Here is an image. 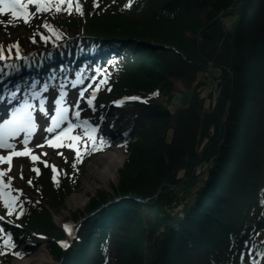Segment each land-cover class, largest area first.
Wrapping results in <instances>:
<instances>
[{
	"label": "trees",
	"instance_id": "1",
	"mask_svg": "<svg viewBox=\"0 0 264 264\" xmlns=\"http://www.w3.org/2000/svg\"><path fill=\"white\" fill-rule=\"evenodd\" d=\"M118 1L99 0L97 7L80 0L83 14L74 5L72 11L49 9L41 20L60 37H74L68 44L90 42L114 52L101 80L103 100H120L113 124L126 135L119 187L100 189L74 215L92 214L64 252L57 238L65 232L48 206L60 207L78 188L83 162L62 156L56 181L41 164L38 174L23 176L42 200L23 201L18 231L46 235L60 264H248L250 245L264 252V0H246L241 12L226 14L227 31L219 17L240 9L243 0H134L131 8ZM230 17L232 29L225 23ZM20 23L22 50L53 47L37 34L47 33L39 21ZM202 74L221 87L219 100L217 88L208 94L215 98L211 108ZM175 79L192 94L187 105L172 108ZM128 94L144 99L123 101ZM180 192L193 194L182 198Z\"/></svg>",
	"mask_w": 264,
	"mask_h": 264
},
{
	"label": "snow or ice",
	"instance_id": "2",
	"mask_svg": "<svg viewBox=\"0 0 264 264\" xmlns=\"http://www.w3.org/2000/svg\"><path fill=\"white\" fill-rule=\"evenodd\" d=\"M33 4L35 6L34 10H29L27 5ZM94 3L97 7H99V0H94ZM134 0L130 2L127 7L131 8L133 6ZM64 4L66 7H61V5ZM49 9L52 11H72L73 10V4L72 0H0V13L4 11H9L13 17H19L22 18L25 23H28L32 17V15L36 14L38 15L40 11L47 12ZM75 10L77 12H80L83 14V4L80 2V0H76L75 2ZM0 23H5V21H0ZM41 27L44 28L47 32V35L43 32H37V34L40 36L41 40H50L53 45L56 44V40L52 39V37L59 38L62 33H60L59 29L55 28L51 23L45 22L43 20L40 21ZM29 40H32V36L28 37ZM12 48L15 50V55L17 58L21 56V53L18 50V45L15 40H11L4 46L5 49ZM9 56L12 55V53H8ZM5 51L4 49H0V70H2L5 74H7L12 69L18 67V65L15 62L11 63V67H9V64L5 62L4 60ZM111 63V61H110ZM99 70V69H98ZM77 79L73 81V86L77 83H82L80 77L81 72L77 71L76 73ZM95 79V77H93ZM67 82V81H65ZM45 90L49 88V84L46 82ZM97 87H100L98 84ZM96 89L93 88L90 95L86 97L87 103L89 106H92L93 98L95 96ZM84 90H80V95L83 96ZM154 93H150L152 95ZM9 97L14 96L15 93H8ZM33 95L40 96L41 99L38 102L40 104V110L44 115H48L50 118V124L47 127V131L52 132L57 129L61 128V125H63L65 122H67V126L63 128L62 131H59L58 134L53 137L49 138L46 142L50 145L59 147L61 143H67L68 140L73 141V143H68L67 146L70 148L75 149L76 151V159L82 160L83 157L81 156V147L79 146L78 141H81L83 137L79 134L74 135L73 129L79 127V124L73 123L71 116H70V110L74 108V112H72V115H74L77 118H80V114L82 109L78 106V103L76 105H69L67 102V89L61 87L59 98L54 100V109L53 112L50 114L48 112L47 108V96H44L40 92H35ZM0 99H4L3 96H0ZM135 99H144L143 97H135ZM112 103L119 104L120 100H113ZM34 105L30 102H25L16 108H14L11 111V115L0 121V147L2 148H8L13 149V151H9L7 155H4L3 153H0V162L7 161L8 162V170L11 168V162H12V156L13 155H29L32 160H36L39 157L31 151V148L28 147L29 141L31 138V134L33 130L39 127L38 122L35 120L34 113L32 111ZM85 127V135L88 136L91 140L92 149L93 151L100 150L97 148V144L106 147L109 143V141L105 140L103 137H100L97 139L96 132L98 130V125L91 124L87 118H84L80 122ZM25 133V135L22 138V143L24 145V148L16 150V142L13 140H10L9 137H17L20 136L21 133ZM88 141L85 140L84 144L87 145ZM83 151L87 152L89 151L87 147L83 149ZM62 155V153H61ZM67 159V157H65ZM45 164H48V161H44ZM76 161H73V164H75ZM53 169V176L52 179L56 181V165H51ZM7 170L0 168V198L3 199L5 207L9 210V215H11L13 212H17L18 215L24 214V208L22 202L17 203V201L20 200V195L22 194V189L14 188L11 184L12 177H9L7 182L4 180V174ZM37 173H39V169H36ZM21 178H23V172L21 171ZM28 183L31 184V179L28 180ZM14 222V221H13ZM0 228H2V225H0ZM65 228L68 230L69 234H74L73 226L70 224H65ZM4 235L7 237L6 240H4V244L8 245L9 248H15V241L12 238L11 232H5ZM60 243L67 248L68 242L67 241H60ZM3 245H0L2 247ZM18 256L23 255L20 252L15 253ZM261 256H264V252L261 253ZM256 264V262H254Z\"/></svg>",
	"mask_w": 264,
	"mask_h": 264
},
{
	"label": "rangeland",
	"instance_id": "3",
	"mask_svg": "<svg viewBox=\"0 0 264 264\" xmlns=\"http://www.w3.org/2000/svg\"><path fill=\"white\" fill-rule=\"evenodd\" d=\"M126 1L128 0H124L123 2L125 3ZM0 21H2L1 17ZM225 23L229 26V28H235L236 19L234 17L227 18ZM23 32V28L16 22L5 21V23H0V41H3L5 39H13L23 34ZM214 72L219 73L217 70H214ZM200 77L202 79L206 78V81L204 83L207 85V87L203 89L202 93L206 95L205 106L211 108L215 104V98H210V95L208 96V94L210 90H213L214 92V89L216 88L218 89V94L219 92L221 94V87L218 88V81L210 82V77L207 78V76L205 77V75L203 76V74ZM174 85L175 91L178 90V92L174 97V101L171 107L175 108L178 105H187L191 99V91L187 90L184 84L178 79H175ZM46 141L47 139L45 140V144L32 145L31 148H34L35 146L34 150L42 154L39 155V157H42V160L51 158L54 162H60L58 156L59 150H56V146L50 145ZM108 151H116L117 154L121 156L122 162L118 166L116 173L108 170L110 167V159L107 158L106 154H104ZM127 156L128 154L124 152L122 144L120 140H118L109 150L95 153L90 159H88L82 167L81 174H79V186L77 188V191H72L70 194H68L60 207L48 206L51 214L53 215L54 223L60 225L64 220L74 218L75 214L84 212L91 196L95 195L100 189L107 190L111 193L115 192L116 187H119V171L122 169ZM33 165L34 162L29 155L16 156L11 162L10 170H8V163L4 164L3 168L7 170L5 172V177L7 180L9 177H12V186L14 188L20 187L21 189V187L23 186L21 171L23 172L24 176L25 174H28ZM196 189L197 186L194 187L193 192H195ZM193 192L185 194L180 192L179 196L183 198L184 195L185 198H190ZM38 254L40 255L41 259L45 256L48 258V261L42 260V264H57L59 262L56 257L52 256L49 253L44 245H41L38 250L29 257V259L36 258ZM19 260L24 259L13 258L11 260H5L3 258H0V264H18Z\"/></svg>",
	"mask_w": 264,
	"mask_h": 264
},
{
	"label": "bare ground",
	"instance_id": "4",
	"mask_svg": "<svg viewBox=\"0 0 264 264\" xmlns=\"http://www.w3.org/2000/svg\"><path fill=\"white\" fill-rule=\"evenodd\" d=\"M101 154V153H100ZM107 155V158H109L110 160V167H109V171H113L114 173L117 172L118 166L121 164V156L119 154H117L116 151H108L106 153H104ZM105 156V155H103ZM106 162V161H105ZM104 173V172H102ZM40 255L38 254L36 258H32V259H24V260H19L18 264H42V260L48 261V258L45 256L44 258L41 259Z\"/></svg>",
	"mask_w": 264,
	"mask_h": 264
},
{
	"label": "water",
	"instance_id": "5",
	"mask_svg": "<svg viewBox=\"0 0 264 264\" xmlns=\"http://www.w3.org/2000/svg\"><path fill=\"white\" fill-rule=\"evenodd\" d=\"M245 2H246V0H243V3H242V6H241V8L239 9V10H230V11H227V12H225V13H223L220 17H219V21L221 22V24H222V26H223V29H224V31H226L227 30V28L223 25V23H222V19H223V17L226 15V14H228V13H238V12H241L242 10H243V8H244V5H245ZM233 38L232 39H230V65L232 64V61H233V56H234V45H233ZM220 92H219V94H218V100H219V98H220ZM217 108H218V106H217ZM221 126H222V121H221ZM208 146V144L204 147V149L206 148ZM203 149V150H204ZM161 190V188L159 189V191ZM136 200H138V201H142V202H146L148 199H142V198H135ZM115 200H117V199H115ZM115 200H113L112 202H114ZM59 264V263H58Z\"/></svg>",
	"mask_w": 264,
	"mask_h": 264
}]
</instances>
